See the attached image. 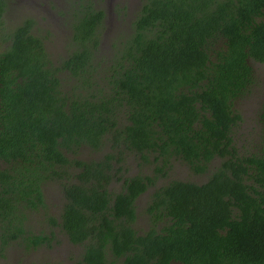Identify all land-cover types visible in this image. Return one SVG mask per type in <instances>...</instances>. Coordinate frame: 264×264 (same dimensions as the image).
Wrapping results in <instances>:
<instances>
[{
  "label": "trees",
  "instance_id": "trees-1",
  "mask_svg": "<svg viewBox=\"0 0 264 264\" xmlns=\"http://www.w3.org/2000/svg\"><path fill=\"white\" fill-rule=\"evenodd\" d=\"M79 6L57 66L31 18L0 52V247L48 242L26 234L25 214L43 206L44 184L66 180L59 222H48L82 247V264H264V147L237 155L232 145L242 120L233 106L254 85L252 65L264 64V0H142L104 71L96 61L104 12ZM108 135L151 155L154 174L175 159L209 175L157 189L146 208L152 224L139 234L135 202L154 178L130 176L111 195L110 161L120 158L68 157L98 150Z\"/></svg>",
  "mask_w": 264,
  "mask_h": 264
},
{
  "label": "rangeland",
  "instance_id": "rangeland-1",
  "mask_svg": "<svg viewBox=\"0 0 264 264\" xmlns=\"http://www.w3.org/2000/svg\"><path fill=\"white\" fill-rule=\"evenodd\" d=\"M6 12L0 27V51L8 45V36L15 26L21 24L24 18H31L34 22L32 33L43 40L44 48L48 58L54 66L65 58L71 51V26L73 10L80 9L79 4H91L95 9L104 12L103 26L99 34V44L96 61L100 64L98 69L104 71L107 68L109 59L113 56L115 45L119 40L131 33V23L142 0H5ZM254 85L248 92L234 104V113L242 116L241 122L233 129L232 145L234 153L239 155L245 151L255 148L257 142L249 140L256 135L244 134L250 126H260L258 114L261 107V96L256 88H260L261 80L264 78V64H253ZM104 75V74H103ZM102 75V76H103ZM63 86L70 85L65 75H61ZM119 126L124 125L122 112L118 115ZM119 126L117 128H119ZM103 145L98 150H91L86 147L80 148L78 154L68 155L79 160L101 161L105 156L120 158L119 161L111 160L109 175L111 179L107 184L110 193H117L122 190L124 181L137 174L154 178L153 184L149 185L146 191L141 194L135 202L136 218L133 228L139 234L147 231L151 219L146 212L152 194L160 187L170 181L178 180L194 184H203L209 173L194 174L181 160L171 159L170 168L166 169L164 175L154 174L155 164L152 156L147 160L140 158L139 154L121 146H115L108 135ZM245 138V139H244ZM262 145L258 142L257 147ZM219 166V160L212 161L208 166V172ZM69 175V174H68ZM70 177V176H69ZM71 181L73 180L70 177ZM249 182V181H247ZM66 180L47 182L43 186L44 204L36 210L28 211L25 214L24 228L28 236H46L48 242L38 246H27L22 240L8 244L3 249L0 247V264H82V247L72 245L59 227L49 224L48 219L54 218L59 222V217L65 202L63 196V185ZM164 221V220H163ZM161 224H157L159 229Z\"/></svg>",
  "mask_w": 264,
  "mask_h": 264
},
{
  "label": "flooded vegetation",
  "instance_id": "flooded-vegetation-1",
  "mask_svg": "<svg viewBox=\"0 0 264 264\" xmlns=\"http://www.w3.org/2000/svg\"><path fill=\"white\" fill-rule=\"evenodd\" d=\"M3 48V47H2ZM2 48H0V49H2ZM1 52V51H0ZM252 71H253V76H254V68L252 67ZM262 81H263V83H264V78L262 79ZM256 90L258 91V95H260L261 96V98H260V101H261V103L263 102V98H262V91H263V85H261L260 86V88H256ZM119 122L121 121V120H118ZM238 122H241V121H238ZM124 123H125V119H124ZM244 134H250V135H256V134H258L257 136H255L254 138H249V140H251V141H253V142H257V145H258V142L259 141H263V139H264V136H261V135H264L263 133H261L260 132V126H255L254 128H252L251 126H250V128L245 132V133H243V135ZM245 139V138H244ZM257 145H256V147L255 148H251L250 149V151H249V153H253L255 150H259V149H261L262 147H264V142H262V145L261 146H259V147H257ZM215 160H218V159H215ZM109 173V172H108ZM123 186H124V183H123ZM106 189H107V186H106ZM122 190H123V188H122ZM121 190V191H122ZM107 191H108V189H107ZM121 191H119V192H121ZM109 192V191H108ZM110 193V192H109ZM118 193V192H117ZM111 195H114L115 193H110Z\"/></svg>",
  "mask_w": 264,
  "mask_h": 264
}]
</instances>
